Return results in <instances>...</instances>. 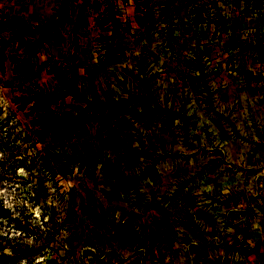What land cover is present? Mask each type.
<instances>
[{"label":"rangeland","instance_id":"obj_1","mask_svg":"<svg viewBox=\"0 0 264 264\" xmlns=\"http://www.w3.org/2000/svg\"><path fill=\"white\" fill-rule=\"evenodd\" d=\"M69 1L0 13V264H126L140 228L240 198L264 119V0H80L66 24Z\"/></svg>","mask_w":264,"mask_h":264},{"label":"crops","instance_id":"obj_2","mask_svg":"<svg viewBox=\"0 0 264 264\" xmlns=\"http://www.w3.org/2000/svg\"><path fill=\"white\" fill-rule=\"evenodd\" d=\"M16 1L0 0V13L15 23L39 25L48 21L46 18H50L59 0ZM124 2L131 1L118 0L121 5ZM80 3V0L69 1L71 11L66 24L76 22V13L72 11ZM47 37L50 43L47 47L51 51L57 47L60 53L69 51V41L74 39L68 32L59 36L62 42L50 33ZM92 39L91 33H82L80 44L83 40L87 49L86 40ZM263 82L264 79H254V104H264ZM256 124L254 141L239 145L233 161L240 168V198L228 204L226 188L222 187L215 195L218 202L214 205L207 203L208 200L195 202L192 224H176L161 231L156 227L140 228L147 240L140 243V252L127 258L126 264H264V119L258 116Z\"/></svg>","mask_w":264,"mask_h":264}]
</instances>
